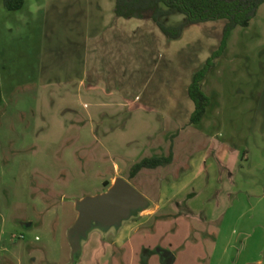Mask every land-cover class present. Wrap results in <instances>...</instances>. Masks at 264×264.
Wrapping results in <instances>:
<instances>
[{
	"label": "rangeland",
	"instance_id": "obj_1",
	"mask_svg": "<svg viewBox=\"0 0 264 264\" xmlns=\"http://www.w3.org/2000/svg\"><path fill=\"white\" fill-rule=\"evenodd\" d=\"M115 1L26 0L23 9L11 11L0 0V264H164L159 248L173 253V264H233L240 251L224 253L216 244L223 228L228 237L234 228L237 238L249 234L233 215L227 221L225 215L236 197L235 177L230 174L239 156H229L230 163L222 157L216 171L209 162L199 170L198 163L190 169L174 163L131 177L136 162L153 156L149 144L163 138L162 122L145 113L112 122L118 129L114 141L103 140L120 150L124 155L120 156L93 137L92 125L99 133L98 123L73 121L82 107L59 100L54 85L58 71L69 68L75 52L83 51L84 35L102 27L100 6L105 12ZM261 8L250 27L234 31L239 47L252 56L247 70L260 83L264 78ZM182 17L174 12L165 20L180 23ZM225 21L218 22L221 37ZM208 34L214 35L213 30ZM260 45L262 50L257 51ZM165 149L161 152L168 154L169 146ZM116 164L121 167L118 179L128 181L145 201L112 224L93 220L82 235H73L79 244L75 246L71 229L82 203L112 187L114 183L106 187L105 181L117 172ZM233 172L236 175L237 169ZM245 187L239 184L238 193L253 197ZM251 190L264 193V187ZM256 227L259 233L264 230L259 225L252 231ZM236 245L241 246L240 239ZM260 257L264 258V249L249 250L236 262Z\"/></svg>",
	"mask_w": 264,
	"mask_h": 264
},
{
	"label": "crops",
	"instance_id": "obj_2",
	"mask_svg": "<svg viewBox=\"0 0 264 264\" xmlns=\"http://www.w3.org/2000/svg\"><path fill=\"white\" fill-rule=\"evenodd\" d=\"M116 2L105 12L100 6L98 11L105 20L102 27L95 34L84 35L83 51L75 52L78 54L72 57L70 67L62 69L66 72L58 71L54 85L59 100L68 106L82 107V111L75 112L78 115L73 121L100 125L99 133L92 125V134L102 139L108 152H116L103 140L114 141L118 129L111 123L127 115L135 117L145 113L162 122L159 133H164L159 141L154 138L156 143L149 144V148H153V156H165L170 151L168 154L161 151L173 147L174 160L170 165L180 163L190 169L198 163L199 170L202 164L209 162L210 168L216 171L222 157L230 163L229 156H239V164L231 165L230 174L235 177L236 197L225 215L226 221L229 215L239 220L249 236L237 238L239 231L234 228L228 237L223 228L216 249L228 253L237 248L238 260L249 250L262 251L264 230L259 233L257 227L256 231H252V227H264V193L251 188L264 187V78L261 84L255 80L254 73L247 70L251 54L239 47L234 38L235 29L226 51L216 59V65L202 82L204 91L211 97V105L201 123L191 124L195 102L189 89L195 72L221 46L222 30L217 26L222 20L188 25L180 39L171 40L152 19L117 17ZM261 7L264 9V4ZM181 20L180 23L164 22L179 25L186 18L183 16ZM225 25L226 21L224 28ZM211 30L212 36L208 34ZM260 49L261 45L256 50ZM262 63L264 65V61ZM258 84H261L259 88ZM230 89L239 92L234 94ZM199 151L201 156L197 154ZM116 154L124 156L120 150ZM210 155H213L211 160ZM120 168L116 164L117 172L106 181L115 183ZM239 184L246 186L248 194L254 193L249 195L253 197L240 195ZM239 239L241 246L236 245ZM236 260L233 264H238ZM244 264H264V258L247 260Z\"/></svg>",
	"mask_w": 264,
	"mask_h": 264
},
{
	"label": "trees",
	"instance_id": "obj_3",
	"mask_svg": "<svg viewBox=\"0 0 264 264\" xmlns=\"http://www.w3.org/2000/svg\"><path fill=\"white\" fill-rule=\"evenodd\" d=\"M5 6L11 11L23 9L26 0H4ZM264 0H117L115 13L117 17L132 19H152L165 35L171 39H180L186 26L217 20H226L221 46L197 70L189 93L195 102V110L191 124H199L211 105V97L204 91L202 82L216 65V59L227 49L229 37L238 27H248L256 17ZM177 12L186 20L179 25H168L163 19ZM174 151L165 156L146 157L136 162L131 170V177L137 176L143 169H157L172 164ZM106 181L105 186L110 187Z\"/></svg>",
	"mask_w": 264,
	"mask_h": 264
},
{
	"label": "water",
	"instance_id": "obj_4",
	"mask_svg": "<svg viewBox=\"0 0 264 264\" xmlns=\"http://www.w3.org/2000/svg\"><path fill=\"white\" fill-rule=\"evenodd\" d=\"M144 196L139 193L128 181L119 178L106 193L89 196L82 203V211L71 229V239L75 246L79 244L73 235L78 237L83 229L88 230L93 220H106L109 224L120 221L129 216V209L133 205L144 203ZM87 232L83 237H87ZM82 235V234H81ZM80 236V235H79ZM164 264H173L175 256L165 249H158Z\"/></svg>",
	"mask_w": 264,
	"mask_h": 264
}]
</instances>
